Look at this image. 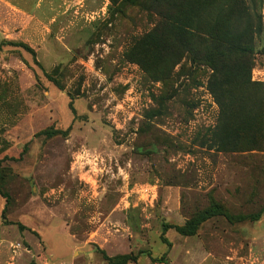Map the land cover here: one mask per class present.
Masks as SVG:
<instances>
[{
	"label": "rangeland",
	"instance_id": "374dc122",
	"mask_svg": "<svg viewBox=\"0 0 264 264\" xmlns=\"http://www.w3.org/2000/svg\"><path fill=\"white\" fill-rule=\"evenodd\" d=\"M13 1L21 11L0 5V264H264V214L163 231L212 205L264 208V0L260 86L240 91L170 41L174 18L213 26L205 9Z\"/></svg>",
	"mask_w": 264,
	"mask_h": 264
},
{
	"label": "trees",
	"instance_id": "16d2710c",
	"mask_svg": "<svg viewBox=\"0 0 264 264\" xmlns=\"http://www.w3.org/2000/svg\"><path fill=\"white\" fill-rule=\"evenodd\" d=\"M144 1L150 2L152 0L140 2L144 3ZM160 1L162 0H156V2ZM109 2L111 4L118 3L117 0H109ZM122 2L126 3L127 0H121ZM261 2L262 0H166L169 8L175 13L183 10L186 6L193 8L195 11L205 9L208 19L216 21L213 26H206V24L203 26L194 24L193 21L186 23L180 18H174V20H170V41L176 45L181 55L185 53L192 57L190 59L192 64L197 67L200 65L210 67L214 73L212 77L221 81L223 85L225 84L229 88H237L238 90L244 87L258 88L260 86L259 83L251 82V64L249 59L254 51L253 38L260 33V20L257 17V10L260 9ZM252 22H255V25ZM228 27L238 31L239 36L231 37ZM196 45L197 47H195ZM20 47L34 57V52L30 48L21 45ZM229 62L234 63L228 65L227 63ZM36 65L38 66V64ZM52 73L56 74L55 71ZM45 76L49 82L62 89L61 84L55 78L47 73H45ZM70 109L74 113L72 103H70ZM231 109L233 108L229 110ZM46 135L50 136L48 132ZM230 135H232L231 139L236 141L234 134L231 133ZM0 195L6 199L7 204L8 196L1 193V190ZM262 214H264V208L253 216L235 217L231 216L223 207L212 205L208 209L197 213L184 226L165 225L163 231L174 229L183 237H191L202 223L214 217H223L228 222H241L247 219L257 221ZM19 227L23 228L22 226ZM101 254L108 264H128L135 262L138 255H142L143 252H139L135 257L122 255L108 258L103 252Z\"/></svg>",
	"mask_w": 264,
	"mask_h": 264
},
{
	"label": "crops",
	"instance_id": "0c3cea01",
	"mask_svg": "<svg viewBox=\"0 0 264 264\" xmlns=\"http://www.w3.org/2000/svg\"><path fill=\"white\" fill-rule=\"evenodd\" d=\"M0 5H8L10 7H12L14 10H22V8L20 7L22 4L19 2H14L13 0H0Z\"/></svg>",
	"mask_w": 264,
	"mask_h": 264
}]
</instances>
